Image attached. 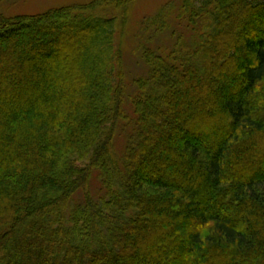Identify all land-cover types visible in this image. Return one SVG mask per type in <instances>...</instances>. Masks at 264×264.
Masks as SVG:
<instances>
[{
    "label": "trees",
    "instance_id": "trees-1",
    "mask_svg": "<svg viewBox=\"0 0 264 264\" xmlns=\"http://www.w3.org/2000/svg\"><path fill=\"white\" fill-rule=\"evenodd\" d=\"M107 2L0 13V264H264V0L143 18L132 118Z\"/></svg>",
    "mask_w": 264,
    "mask_h": 264
},
{
    "label": "rangeland",
    "instance_id": "rangeland-1",
    "mask_svg": "<svg viewBox=\"0 0 264 264\" xmlns=\"http://www.w3.org/2000/svg\"><path fill=\"white\" fill-rule=\"evenodd\" d=\"M91 1L93 0H0V13L9 17L16 15H35L52 8L82 5L90 3ZM106 1L110 2L111 5H103L96 9V11L99 15L118 18L119 30L121 32L118 34L117 42L122 52L127 84V103L125 108L127 115L132 118L133 113L129 106L128 97L134 90L133 80L138 75L143 74L147 68L140 56L143 48L142 45L149 44L146 40L148 37L147 34H144L145 32L140 29L141 20L167 6H169L170 11L174 13L179 0H105V2ZM115 4H117V6ZM259 27H262V23L259 24ZM172 32L181 33L186 39L192 38L190 37L191 35L193 36L192 32L184 28L183 25L172 23V27L154 35L152 37L153 42L156 44L160 42V44L165 47H170L172 39L175 41ZM130 123L127 122L125 126L120 127L117 131L114 148L115 154L118 156L122 155L123 144L131 129ZM89 189L95 199L104 195V192L100 189V183L95 177L90 179ZM79 195L81 197L80 193L75 197Z\"/></svg>",
    "mask_w": 264,
    "mask_h": 264
}]
</instances>
